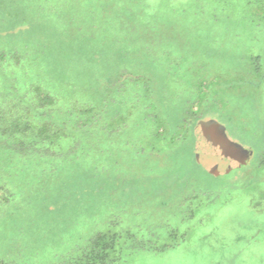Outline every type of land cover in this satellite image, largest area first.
I'll return each instance as SVG.
<instances>
[{"label":"rangeland","instance_id":"obj_1","mask_svg":"<svg viewBox=\"0 0 264 264\" xmlns=\"http://www.w3.org/2000/svg\"><path fill=\"white\" fill-rule=\"evenodd\" d=\"M0 66L85 125L0 150V264H264L260 0H0Z\"/></svg>","mask_w":264,"mask_h":264},{"label":"trees","instance_id":"obj_2","mask_svg":"<svg viewBox=\"0 0 264 264\" xmlns=\"http://www.w3.org/2000/svg\"><path fill=\"white\" fill-rule=\"evenodd\" d=\"M260 5L264 8V0H260ZM150 7V12L158 14L155 6ZM139 17L140 15L137 16L138 20ZM157 17L151 15L149 19ZM1 69L3 68L0 66V71ZM1 91L0 89V150L11 151L21 157H28L33 153L43 156L45 153H52L53 148L59 146L60 142H69L65 139L69 125H72V130L84 129L85 125L79 122L80 117L76 113L54 120L52 105L55 100L50 95H46V98L40 95L39 86L32 87L23 94L11 90L17 96V103L13 100L6 101L7 92L3 94ZM32 93L38 95L30 96ZM190 124L187 120L183 121L184 126L188 127ZM74 145L72 143L71 147ZM113 246L114 242L109 243L103 235L97 234L91 240L88 251L67 264H121L119 257H112L108 252Z\"/></svg>","mask_w":264,"mask_h":264}]
</instances>
